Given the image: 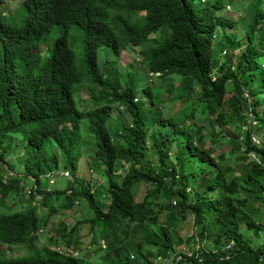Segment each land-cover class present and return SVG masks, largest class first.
Listing matches in <instances>:
<instances>
[{"label": "trees", "instance_id": "trees-1", "mask_svg": "<svg viewBox=\"0 0 264 264\" xmlns=\"http://www.w3.org/2000/svg\"><path fill=\"white\" fill-rule=\"evenodd\" d=\"M202 1L0 0V264H264V0Z\"/></svg>", "mask_w": 264, "mask_h": 264}, {"label": "rangeland", "instance_id": "rangeland-1", "mask_svg": "<svg viewBox=\"0 0 264 264\" xmlns=\"http://www.w3.org/2000/svg\"><path fill=\"white\" fill-rule=\"evenodd\" d=\"M6 1H9V2L8 3L5 2V4L3 5V9H4V14L7 15V17H6V19H7L9 16L10 10L17 8L18 5L21 3V0H6ZM229 1H233L232 4H234V5H233V9L231 8V9L226 10V12L229 13L227 16L232 18L235 21H238L239 25L237 27L238 28L237 31L235 29H233L232 27L226 28L225 31L227 33H229L230 35H233V36L235 35V31L238 33L242 30L241 34H244L245 30H247L249 22L247 20V16H244L240 20H239V18L241 17L240 16L241 12L245 13L246 2H245V0H229ZM211 3H212V0H207V4L209 6L211 5ZM198 4L201 6L203 4V1L198 0ZM238 4H240V6ZM246 13H247V11H246ZM219 31L222 32L223 29H219ZM57 33H60V30L56 29L55 31H53L52 36H55ZM218 37H219V35L217 36V38ZM241 48L243 49V46ZM139 50H140L139 47L131 46L129 48L128 52H123V55L121 56L122 65H126L127 63H130L133 60L136 62V64H139L140 61L142 60V56L139 53ZM237 51H241V49L238 48ZM256 71H259V69ZM126 73L127 72H125V74ZM91 96H92V92L89 89H86L85 87H83L80 90V93L77 94L76 99L78 98L80 100V108L81 109L92 108V107L94 108L95 107L93 104V100H92ZM162 97H163V99H165V104L163 105V109H164L165 113L171 111V109H172V111H177L179 108L184 106V105H181L179 103H176L174 105L170 104L169 100L172 97L171 94L170 95L169 94H163ZM163 109H162V111H163ZM216 129H217V133L220 134V127H217ZM83 151H84V155H83V157L81 159V163L79 165L78 176L84 177L86 179H89V178L93 179L94 183H96V184H105L106 179L103 176L104 174L101 171L100 172H95V171L92 172L91 171V166L88 162L90 160L89 152H87L84 149H83ZM11 152H12V158L15 159L14 160L16 162L15 164L19 165V167L22 168L23 163L26 160L25 159L26 156L24 153V145L22 144L20 146H14ZM119 165L122 166L123 163L120 162ZM21 172L22 173H20V174H23L24 171L22 170ZM49 179L51 182H53L56 179V184L49 186L46 183L47 180H49ZM72 179H73L72 177L67 178V177L59 176L57 178H54L52 175H47V176H44V178H43V187L46 188V190L48 188H52L53 190L54 189L67 188L70 185ZM66 214L69 215L68 211ZM59 216H61V215L60 214L57 215L56 218L53 220H55V222L56 221L58 222L60 220ZM191 223L192 222L190 220H187L184 224H182L180 226V228L177 229L178 233L185 237L187 235V233H190L191 225H192ZM54 224H56V223H54V222L51 223L50 227H52ZM87 242H89V240H87ZM1 247H2L1 250H4L7 253V255H9V256H17L20 253H22V251H17L15 248L7 246V245H3ZM87 248H89V247H87Z\"/></svg>", "mask_w": 264, "mask_h": 264}, {"label": "built area", "instance_id": "built-area-1", "mask_svg": "<svg viewBox=\"0 0 264 264\" xmlns=\"http://www.w3.org/2000/svg\"><path fill=\"white\" fill-rule=\"evenodd\" d=\"M66 174H68V172H66Z\"/></svg>", "mask_w": 264, "mask_h": 264}]
</instances>
